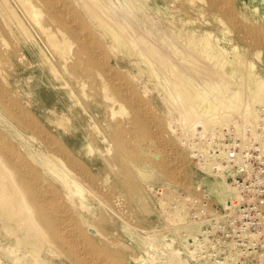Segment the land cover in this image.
Instances as JSON below:
<instances>
[{"label":"bare ground","instance_id":"1","mask_svg":"<svg viewBox=\"0 0 264 264\" xmlns=\"http://www.w3.org/2000/svg\"><path fill=\"white\" fill-rule=\"evenodd\" d=\"M16 1L34 22L37 30L45 35L47 44L62 56V62L70 73L79 77V85L84 88L91 83L92 89L98 85V89L108 97L106 99L120 104V108L110 112L116 115L121 113L120 116L128 114L127 117L130 114V123L137 138L150 143L149 147L142 148L144 167L137 168V174L141 178L139 181L146 182V191L148 187H153L147 182L155 178L170 176L175 181L185 178L184 175L183 179L179 177V167L182 168V164H178L181 162L179 153L178 157L166 149L169 141L166 128L168 125L172 126L170 124L175 121V112L178 111L180 116L175 122L179 121L183 129L194 128L196 119L201 118L200 122L210 128L235 124L240 135L245 133V126L254 123L260 115L256 106L264 105V75L257 69L255 60L260 57L261 51L257 52L255 57L254 54L241 50L237 40L244 37L247 31L251 34H261L257 29L264 28V0H118L124 12L123 16H128V19L130 16L129 22L132 24L128 19H119L118 14L111 11L113 9L110 10L109 0ZM0 3L8 10L9 16L25 37L32 39V32L10 2L0 0ZM53 24L56 25V30L51 29ZM242 39L244 42V38ZM250 44L252 45V42ZM7 45L6 41L5 46L8 47ZM161 46L164 47L163 50L159 48ZM119 55L131 58L140 76L145 75L151 79L155 71L166 76L172 85L170 93L176 102L179 100L180 108L176 103H166V116L156 122L155 111L150 109L148 100L138 88L146 87V84L136 85L130 75L139 78L137 73L116 67L113 56ZM0 60L5 61L3 51H0ZM0 77L3 81L6 80L3 73ZM5 95L0 87L1 105L7 113L20 117L21 112L15 108L16 105L11 104V98H5ZM50 113L49 118L56 114L55 110ZM27 118L29 117L26 116ZM26 124L33 131L30 141L27 142L26 138L22 137L18 128L15 131L21 140L27 143L25 153L28 157L4 142V139H9L6 135L9 131L4 128L6 133L0 135V212H6L10 218L18 221L19 227L27 224L33 234L48 239L71 264H116L115 260L106 254L87 248V234L70 216L57 192L45 181L48 172L59 174L66 179L65 172L68 168L75 176L82 175V178H85L87 172H84L81 161L79 163L78 157L74 156L68 157L70 160L65 163L66 156L60 153L62 150L58 147L59 143L54 147L55 142L45 133L42 134L47 131L42 132V126L34 118L28 119ZM58 124L64 128L62 135H69L70 129L64 126L63 120H59ZM117 130L119 148L128 154H134V150L128 146V132H123L124 129L121 128ZM213 134L215 135L214 132ZM245 135L243 134L244 137ZM17 143L23 145L22 142ZM145 156L151 159L144 158ZM36 161H40L44 168L33 163ZM211 168V163H207L203 182L216 193L218 200L225 202L231 193L230 184L224 174L219 173L220 171L216 174ZM228 169L227 171L231 172ZM64 182L65 186L70 187L68 179ZM75 183L76 179L71 181L72 186ZM141 189L144 191L145 188ZM163 190L164 195L158 201L161 213L166 212L171 199L176 198L175 211L167 219L172 223L188 221L187 218L192 217H189L187 209L188 199L180 198L173 186H165ZM145 207L147 211L150 210ZM261 208L264 212V203ZM178 225L175 224V229ZM181 238L185 241L183 246L187 254L190 257L195 256L196 251L187 248L190 243H187L186 238ZM19 262L49 264V260L40 255L38 246L25 250Z\"/></svg>","mask_w":264,"mask_h":264},{"label":"rangeland","instance_id":"2","mask_svg":"<svg viewBox=\"0 0 264 264\" xmlns=\"http://www.w3.org/2000/svg\"><path fill=\"white\" fill-rule=\"evenodd\" d=\"M8 1L24 20L32 32L33 38L29 40L25 37L18 25L9 16L8 10L0 3V38L5 40H0V51L5 52V61L0 60V75L3 73L6 77L4 81L0 77V87L3 89V93L6 94L5 98H11V104L16 105L15 108L21 112V115L24 114V118L21 115L20 117H14L12 114L7 113L0 103V135L6 133L4 128L9 131L6 134L9 139H4V142L17 148L23 156L28 157L25 153L27 152V143L25 144L21 140L15 129L21 130L22 137L26 138L27 142L30 141L33 131L27 127L26 123L28 119L34 118L42 126V132L47 131V133L43 132L42 134L45 133L55 142L54 147L59 143L58 147L62 150L60 153L62 155L64 153V156H66L64 158L66 159L65 163H68L71 157H78L79 163L81 161L84 168L81 167L84 172H87L85 173V178H82V175L80 177L75 176L68 168V171L65 172L67 174L66 179L52 172H48L47 179L45 177H42V179L45 178L46 183L48 182L57 192L70 216L74 218L75 222L77 221V225L82 227L87 234H85L86 242L88 243L87 248L89 247L103 255L106 254L114 259L115 261H113L116 264H220L221 262L218 260L221 258L219 256L220 252L216 250L212 253L210 252L214 245L210 241L198 240L199 235H206L209 232L211 218L204 222H192L196 221L190 215L191 209H193L192 206L195 205H189L187 209L191 218H187V222L172 223L171 220L170 222L167 217L172 216L175 211L177 206L176 198L171 199L170 206L169 204L167 205V208L171 207L170 210L166 208V212L162 211L161 213L158 201L164 195L162 192L165 190L163 189L168 185L173 186L175 191H178L180 198L188 199L187 204L192 201L195 202V197L190 196L191 194L187 195L185 192L192 189L197 190V187L200 186L212 200L213 208L209 209L208 217L216 215V212L220 211L221 214L216 216L227 219V226L232 227L231 232L228 234L229 242L236 239L244 243V237L239 232L243 222L238 223L234 218L227 217L230 212L242 216L243 211L239 209V203H244L243 205L247 207L248 203L250 204L253 201L256 210L249 212L247 219L250 217L254 219V222L251 223L252 225H259L262 220L260 214L264 213L261 208L264 203V197L254 199L250 195L242 194L240 189H246L245 187L250 180L248 176V181L241 183L242 179H246L243 173L244 169L251 166L245 167L246 159L257 161L259 155L264 153L259 151L260 145H255V141H264V105L256 106L257 111H259L257 113L260 114L257 117L258 120L256 119L254 123L246 125L247 127L251 126L250 132L247 131L248 128L245 126V131L243 130L245 133L243 134H246L247 138L243 134L237 133L235 124H229L233 126L234 133H237L240 137L238 145L235 146L236 143L234 142L219 143L218 145L222 150L216 155L220 159L213 158L215 160L214 163L211 158V161L207 162L211 163L212 172L215 171L214 173L217 174L220 171L219 173L224 174L230 184L231 193L227 196L228 198L225 202L218 200L216 193L209 185L203 182L206 175L204 172L206 167L197 162L190 148L194 145L195 141L193 139L198 135L202 137L210 135L212 139L218 132L216 136H220V140L223 138L224 141H227L226 135L223 136V134L226 131L225 128H230V126L224 124L217 128H210L200 122L201 118H197L195 127L186 130L183 129L179 121L175 122L177 118H180L178 111L173 115L176 117L175 121L170 124L172 126L168 125L170 128L168 126L166 128L167 136L169 137L166 149H169L168 151L171 154H176V156L179 153L180 157H178L181 162L178 164H182L180 165L182 168L179 167V177L183 179L184 175L185 178L182 181H175L170 176H166L163 179L155 178L147 182L153 187H148L146 191V182L139 181L141 178L137 174V168L144 167L142 148L149 147L150 143L137 138L136 133H134V127L130 123V114L127 117L128 114L120 116L121 113L116 115L110 112V110L120 108V104H114L111 100L106 99L108 97H105L104 93L98 89V85L93 89L91 88V83L84 88L79 85V77H75L66 68V65L62 62V56L58 52L53 51L54 48L47 44L45 35L37 30L35 24H33L34 22L29 19L20 3L16 0ZM109 4L110 10L113 9L111 11H115L114 13L118 14L119 19L127 21L128 16L125 15L127 18L123 16L124 12L118 4V0H109ZM238 18L239 20L241 19V17ZM129 20L130 16L128 22ZM129 23L132 24L131 22ZM129 23L126 24L130 25ZM52 28L56 30V25H51ZM262 28H255L261 34H251L247 31L246 34L244 33V37H240L242 41L238 38L237 44L241 50L248 51V53L254 54L255 57L257 52L261 51L260 59L257 57L258 59L256 58L255 63L257 69L264 75V28ZM242 38H244V42ZM260 38H263L262 41ZM6 41L8 47L5 46ZM251 42L252 45L250 44ZM138 46H140L139 42ZM159 48L164 49L162 46ZM113 61L116 63V67L126 72H128V69L132 70L131 73L134 71V73L139 75L135 62L131 58L119 55L118 57L113 56ZM158 72L155 71L151 79H148L145 75H143L144 77L139 75V78H137L129 74L136 85H140L139 83L146 84V87L138 88L145 99L148 100L150 109L155 111L156 122L163 120L166 116L168 108L166 103H176V106L180 108L179 100L176 102L174 96L170 93L172 85L169 80ZM53 109L56 114L49 118L50 112L54 111ZM26 116L29 118L26 119ZM59 120H63L64 126L69 127V135H62L61 131L64 128L58 124ZM118 128L124 129L123 132H128L126 136L130 141L128 146L131 150H134V154H128L127 151L119 148L116 135ZM175 134H178V136ZM17 141L22 142L23 145H20ZM39 142L37 141V143ZM43 144L48 147L45 142ZM233 146L234 149L237 147V156L233 161L228 160L223 164L221 160L225 158L222 157L228 156ZM203 154L205 155L206 153ZM144 158L151 159L146 156ZM36 162L33 163L37 164L38 167L44 168L40 161ZM221 168L226 169L221 170ZM227 169L231 170V172L227 171ZM87 176L89 183L86 181ZM67 179L70 187L64 184V180L66 181ZM74 179H76V183L72 186L71 181ZM182 185L185 186L182 187ZM141 187L145 188L144 191ZM145 206L149 207L150 210L147 211ZM152 210L154 212L151 213ZM232 220L234 221L232 222ZM175 224H179L176 229L174 227ZM195 224L198 225L196 226ZM19 226L18 221L10 218L6 212H0V264H20L19 260L23 256L24 251L32 246L40 248V255L47 258L49 264H71L70 260L64 254H61L48 239L40 238L33 234L27 228V224ZM185 227L186 229L188 228L187 231H185ZM203 227L205 228L204 230ZM177 228L179 229L178 231ZM191 229L192 231H190ZM175 232L176 234H174ZM181 237L186 238L187 243H190L187 244L189 250L191 248V250L196 251L197 242L206 251L199 256L196 252L195 256L190 257L184 250L183 243L185 241ZM251 237L256 239L259 235H251ZM191 238H193L192 242ZM223 243L219 242L218 244ZM177 254L178 257H176ZM247 255H239L240 260H244L247 264H255L258 260V256ZM260 255L262 254L260 253ZM262 256H260L262 262L260 260L258 264H264V256ZM234 258H237V254ZM222 264L226 263L222 262Z\"/></svg>","mask_w":264,"mask_h":264},{"label":"built area","instance_id":"3","mask_svg":"<svg viewBox=\"0 0 264 264\" xmlns=\"http://www.w3.org/2000/svg\"><path fill=\"white\" fill-rule=\"evenodd\" d=\"M264 111V109H263ZM262 111V112H263ZM262 114V113H261ZM261 118V116H260ZM230 126V125H229ZM251 126L247 127L248 132L251 131ZM233 126H230V128H225V133L223 136L226 135L227 141L220 140V136H214L211 139V136L202 137L197 136L195 139H193L196 143L192 145L191 150L195 154L193 155L199 164H202L204 167H206V163L211 161L210 158H218L219 156L216 154L221 151L219 143H236L238 145V142L240 141V137L237 136L233 131ZM228 134V135H227ZM255 145H260L259 151L264 152V141H255ZM232 150L229 153L228 156H224L222 158H225L221 160V162L224 164L228 160L233 161V159L237 156L236 148L234 149V146L231 147ZM234 149V151H233ZM192 153V154H193ZM203 153H206L205 156ZM238 156H240L238 154ZM228 157V158H226ZM238 158V157H237ZM214 160V159H213ZM215 162V160H214ZM246 166L248 167L244 169V174L246 176V179H242L241 183L248 181L247 177L249 176V182L248 185H246V189H240V192L245 195H250L254 199H257L259 197H264V153L260 154L257 161H249L246 159ZM244 167V168H245ZM243 186V185H241ZM187 195H190L195 197V202H189L187 206L189 207L192 205L193 209H191V216L192 218L196 219L194 223L204 222L207 219L211 218V227L209 228V232L206 233V235H199L198 240H206L210 241L212 245H214L213 249H210V252H214L215 250L220 252L219 256L221 257L219 262L222 264V262H225L226 264H247L244 260H240L239 255L243 254H250L254 256H258V260L255 264L260 263V253L264 254V213L260 214V217L262 218L259 225H252L251 223L254 222L253 218L250 217L247 219V215L251 211L256 210V206L253 204L254 202L251 201V203L245 207L244 203H239L238 206H240V210L243 211L242 216H239L235 213H229L227 218H234L235 221H238V223L243 222V226H241V229L239 232L244 237V243H241L239 240H232L229 242V233L231 232L232 227L227 226V219H222L217 216L221 214L220 211L216 212V215L214 214L211 217H208V211L212 207V200L210 199V196H208L207 193L204 192V190L201 189L200 186L197 187V190L192 189L191 191L185 192ZM184 194V193H183ZM177 204V201H176ZM187 207V208H188ZM232 220V222L234 221ZM227 226V228H226ZM205 228L203 227V230ZM251 235H259L258 238H252ZM191 242L193 238L190 239ZM219 242H224L223 244H218ZM223 247V248H221ZM206 251L203 247L200 246V244L197 243L196 245V252L198 255H202V253ZM237 254V258H234ZM205 261V260H204Z\"/></svg>","mask_w":264,"mask_h":264}]
</instances>
